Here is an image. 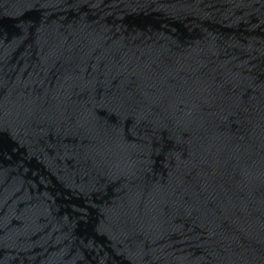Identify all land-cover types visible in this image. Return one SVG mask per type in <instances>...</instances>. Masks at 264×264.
I'll return each mask as SVG.
<instances>
[{
	"label": "water",
	"instance_id": "1",
	"mask_svg": "<svg viewBox=\"0 0 264 264\" xmlns=\"http://www.w3.org/2000/svg\"><path fill=\"white\" fill-rule=\"evenodd\" d=\"M0 264H264V0H0Z\"/></svg>",
	"mask_w": 264,
	"mask_h": 264
}]
</instances>
